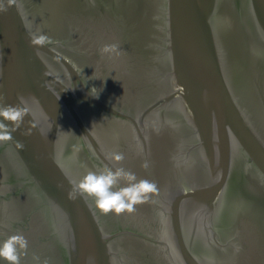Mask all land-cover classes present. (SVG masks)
<instances>
[{
	"label": "water",
	"instance_id": "obj_1",
	"mask_svg": "<svg viewBox=\"0 0 264 264\" xmlns=\"http://www.w3.org/2000/svg\"><path fill=\"white\" fill-rule=\"evenodd\" d=\"M0 94L28 109L0 142L21 264H264V0H16ZM118 167L158 193L121 215L69 199Z\"/></svg>",
	"mask_w": 264,
	"mask_h": 264
},
{
	"label": "clouds",
	"instance_id": "obj_2",
	"mask_svg": "<svg viewBox=\"0 0 264 264\" xmlns=\"http://www.w3.org/2000/svg\"><path fill=\"white\" fill-rule=\"evenodd\" d=\"M16 0H0V14L7 13ZM46 34H33L30 37L32 46H43L49 42ZM117 49V45H104L101 51L110 53ZM5 96L0 94V142L12 140V133L19 129L27 115L28 109L22 104H8ZM7 122V123H6ZM28 134V133H24ZM17 148L24 147L22 142H16ZM123 153H114L113 159L117 162L124 160ZM147 162L143 167H147ZM121 180L127 182L126 186L114 190ZM157 184L148 179H138L132 171L123 167L105 168L103 171L89 170L77 181H73V188L68 193L69 199L75 200L78 195L86 194L94 199L96 208L103 214L113 213L121 215L125 212L132 213L135 206L146 202L150 195L158 193ZM28 240L21 234L9 236L0 244V258L8 264H21L22 255L26 254Z\"/></svg>",
	"mask_w": 264,
	"mask_h": 264
}]
</instances>
